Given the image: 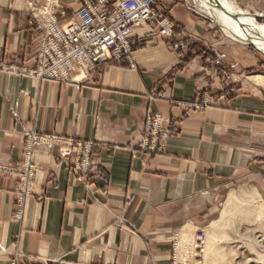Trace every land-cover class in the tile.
<instances>
[{
	"label": "crops",
	"instance_id": "obj_1",
	"mask_svg": "<svg viewBox=\"0 0 264 264\" xmlns=\"http://www.w3.org/2000/svg\"><path fill=\"white\" fill-rule=\"evenodd\" d=\"M234 1L264 9V0ZM170 15L185 33L174 42L191 43L175 51L136 27L133 69L108 62L82 83L0 73V264H169L170 237L196 223L204 195L238 181L264 186V95L240 79L233 97L203 112L172 106L221 85L210 56L193 53L212 46L211 28L181 4ZM37 47L25 0H0L1 61L32 69ZM245 56H231L229 70L257 65ZM158 92L168 100L151 98ZM148 113L170 121L162 154L138 149ZM31 134L92 143L94 167L78 183L54 151L37 149L33 196L17 212L11 171Z\"/></svg>",
	"mask_w": 264,
	"mask_h": 264
},
{
	"label": "built area",
	"instance_id": "obj_2",
	"mask_svg": "<svg viewBox=\"0 0 264 264\" xmlns=\"http://www.w3.org/2000/svg\"><path fill=\"white\" fill-rule=\"evenodd\" d=\"M69 1L77 4L79 9L65 24L60 21L65 16V10H61L58 0H35L33 2H38V6L34 7L30 3L33 26L38 34L35 66L26 69L4 63L1 61L0 49V73L56 83H82L91 70L108 62L124 61L131 69L134 68L131 58L133 30L153 21L152 8L159 0ZM172 30L167 22L161 23L157 39L168 43L172 38ZM151 98L168 100L165 92H158ZM170 104L185 115L200 108L193 102L171 101ZM170 129L169 119L148 113L143 137L138 145L139 151L149 155L164 153ZM37 149L54 151L56 159L68 168L78 183H87L93 171L92 143L56 136L27 135L22 159L11 171L19 179L15 193L17 212L25 200L33 196L37 174L34 155ZM196 239L198 241L201 238ZM175 248L177 250V244ZM9 264L19 262L15 258Z\"/></svg>",
	"mask_w": 264,
	"mask_h": 264
},
{
	"label": "rangeland",
	"instance_id": "obj_3",
	"mask_svg": "<svg viewBox=\"0 0 264 264\" xmlns=\"http://www.w3.org/2000/svg\"><path fill=\"white\" fill-rule=\"evenodd\" d=\"M33 1L35 0H25V8L30 15L31 26H33L34 24L32 22L31 11L29 9L30 3L32 7H34L35 5L38 6V2ZM58 1L61 10H65L64 18L60 19L61 23L63 21V24H65L66 21H69L74 16V13L71 15V13L69 12V4L73 2L69 0H66L68 2H63V0ZM232 2L238 6L236 1L232 0ZM178 4L185 6L187 10L190 11L196 18L203 20L205 23H207V26L211 28L212 39H210V43L212 46L208 47V50H204V48H200L199 45H196L197 48L195 49L194 47L193 53L195 54L196 52H203L205 57L210 56V59L212 58V60L207 59L210 62L209 70L213 75H215V78L219 80V83L221 85L220 89L209 91L201 90L195 95L194 99L191 102H186L196 103L201 108L192 111L203 112L208 108L214 107V105L219 101H225L233 97L236 91L238 90L237 87L240 85V79L247 81L250 86L257 88L264 95V87L256 84L250 79V76L253 75H264V54H262L260 51H258L255 47L251 45H242L231 41L222 32L220 27L215 25L210 19L206 18L202 14L197 13L194 9L195 6L190 1L159 0L152 8V12L154 15L153 21L150 24L146 25V27L149 29L148 36L151 38H157L156 34L157 31L160 29V24L167 22L169 26H171L173 29L172 38L169 40L168 43L173 44V49L175 51L180 52L186 48V43H191L186 38H182L183 40L178 41L177 43L174 42L176 36L182 37L185 35L184 31L182 30V27L176 21H174L170 15L171 9ZM241 9H244L250 14H264V9H260V7L256 5H254V7ZM61 10H59V12H61ZM257 22L263 24L264 18L257 19ZM175 47H177V50L175 49ZM213 51L216 52V56L214 57L212 54L214 53ZM245 54H248L250 57H253V59H256L258 62L257 65L255 64V62L252 65L249 64L247 67L242 68L240 72H237L238 70L234 69L229 70V61H231V59L233 61V58H239V55L241 57L240 60H246L247 56H245ZM189 55L190 54H188L187 56ZM231 56L233 58H230ZM227 58L230 59L227 60ZM213 60L219 61L222 67L217 64L213 65ZM253 188L257 192L259 191L258 194H261L260 196L264 200V186L257 185L251 181H238L226 187L218 189L214 192L204 195L200 200L199 217L196 223L188 224V226L190 228L192 227L193 229V241L203 244L206 240L207 229L211 228L212 223L219 222L221 220L220 217L226 208L229 207L230 211L233 209V207H235V204H233V202H229L230 198L232 197V193L233 196L237 195L238 197L240 194H242L243 191L251 190ZM230 214H232L231 211ZM241 214L242 213H233V217L230 215V219L227 218L228 216L225 217L227 219V225L223 227V230L225 231V233L227 232V239L221 240L219 242V247H221V249L227 254L226 261H228V259H230L232 255V262H234V264H238L242 260L243 261L240 262L241 264H256V262H254V257H260L261 261H259L260 263L258 262V264H264V222L263 224L262 222H260L259 224V222L257 223L251 220H245L244 218H242ZM188 226L185 225L183 227L184 231ZM183 229L174 233L172 237H170L171 252L169 264H198V244L195 243V247L191 246L187 241L183 242L181 239ZM196 238L201 239L197 241ZM175 244H177L178 246L177 250L175 248ZM230 250L233 251L230 253Z\"/></svg>",
	"mask_w": 264,
	"mask_h": 264
},
{
	"label": "bare ground",
	"instance_id": "obj_4",
	"mask_svg": "<svg viewBox=\"0 0 264 264\" xmlns=\"http://www.w3.org/2000/svg\"><path fill=\"white\" fill-rule=\"evenodd\" d=\"M188 1H190L195 6L194 9L197 13L202 14L206 18L210 19L215 25L220 27L222 32L231 41L242 45H251L264 54V23H258L257 19L259 18H256H264V14H250L244 9L239 8L235 3L232 2V0ZM250 79L256 84L264 87V75H253L250 76ZM258 192L253 188L251 190L243 191L238 197L237 195L233 196L232 193V197L229 201L230 203L233 202V204H235V207L230 210L232 214H230L229 207L224 210L220 217L221 220L219 222L212 223L211 228L207 229L206 240L203 244L193 241L192 227L190 228L187 225L188 227L185 229V231L184 229L182 230L183 232L181 234V239L183 242L187 241L191 246L195 247L196 245L194 244H198V264H234V262H232L233 256L231 255V258L226 261L227 254L221 249V247H219V242L221 240L227 239V232L225 233L223 230V227L227 225V219L225 217L228 216L227 218L230 219L233 213H242V218L245 220H251L257 223L259 222V224L262 222L263 224L264 200L261 198V194L259 195ZM232 251L233 250H230L229 252L231 253ZM254 258V262H256V264L261 261L260 257ZM240 262L238 264H241Z\"/></svg>",
	"mask_w": 264,
	"mask_h": 264
},
{
	"label": "water",
	"instance_id": "obj_5",
	"mask_svg": "<svg viewBox=\"0 0 264 264\" xmlns=\"http://www.w3.org/2000/svg\"><path fill=\"white\" fill-rule=\"evenodd\" d=\"M256 18H260V17H256Z\"/></svg>",
	"mask_w": 264,
	"mask_h": 264
}]
</instances>
